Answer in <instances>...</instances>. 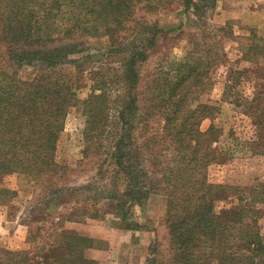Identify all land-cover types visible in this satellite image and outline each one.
Segmentation results:
<instances>
[{"label": "trees", "instance_id": "obj_1", "mask_svg": "<svg viewBox=\"0 0 264 264\" xmlns=\"http://www.w3.org/2000/svg\"><path fill=\"white\" fill-rule=\"evenodd\" d=\"M165 2L200 20L217 6V0H0V52L6 50L12 67L34 69L25 78L0 65V180L29 177L45 204L69 203L94 219L108 213L135 231L141 226L133 211L163 193L168 244L153 240L145 264H264V183L243 188L208 179L213 164L234 157L215 123L219 106L200 101L223 60L213 52L220 42L206 36L182 59L168 57L165 68L144 75L168 29L138 14H156ZM90 38L108 41L100 63ZM263 57L264 38L252 40L245 59ZM87 71L90 94L81 101ZM79 104L86 117L83 158L97 172L72 187L56 153L66 118ZM239 105L255 128L249 150L264 156V95ZM206 119L212 123L203 131ZM15 195L0 188V203ZM219 203L225 206L218 209ZM72 210L67 219L80 220ZM50 237L27 250L0 248V264H99L87 256L96 239L67 229Z\"/></svg>", "mask_w": 264, "mask_h": 264}, {"label": "rangeland", "instance_id": "obj_2", "mask_svg": "<svg viewBox=\"0 0 264 264\" xmlns=\"http://www.w3.org/2000/svg\"><path fill=\"white\" fill-rule=\"evenodd\" d=\"M138 15L150 21L157 20L161 27L168 29H164L167 34L162 35L157 45L159 48L142 68L144 75L156 67L165 68L168 57L182 59L193 48V43L205 42L206 36L215 37L220 42L213 52L221 56L223 54V60L212 69L209 81L206 82L208 87L200 101L219 106L220 113L215 123L224 131L222 146L233 152L234 157L221 165L213 164L208 169V179L213 184L243 188L264 183V156L252 154L249 150L248 144L255 134V128L239 105L257 96L259 92L264 95V57L251 61L245 59V51L251 41L264 38V0H217L216 8L202 20L182 10L181 5L170 2H165V7L156 14L148 15L142 11ZM173 28L176 29L174 32L171 30ZM88 41L96 62L100 63L108 50L107 39L90 38ZM0 65L9 70L12 67L5 49L0 52ZM12 68L19 69V75L25 78L34 71L31 67L18 68L15 65ZM87 72L84 74L85 85L78 92L81 101L90 94V79L93 75ZM211 123L210 119L204 120L201 129L207 130ZM85 127L86 117L79 104L70 110L66 118L56 153L58 163L66 167L68 172L65 183L72 187L88 184L97 172L95 163L83 158ZM0 188L16 192L12 199L0 203V248L3 249L22 251L36 245L44 246L51 242L50 236H53V240L54 234L62 229L88 236L84 229L92 230L94 225H98L103 236L111 239L116 238L113 236L116 233L131 229L128 227L130 225L108 213L94 219L81 214L84 210L74 206L71 208L69 203L60 206L57 201L51 200V203L45 204L42 188L35 186L29 177L23 175L5 176L0 180ZM86 193L81 192L80 197ZM224 206L225 203H219L217 208ZM89 207H92L91 204ZM260 208L263 209V215L259 225L264 237V206L260 205ZM71 209L73 217L80 220L67 219ZM166 214L167 198L163 193L153 194L142 208L135 209L133 217L141 226L138 231L142 236L129 238L130 243L125 244L126 254L138 256L145 264L149 247L145 249L141 244L143 241L150 246L153 240H159L166 247L169 239L164 223ZM79 228H83V231H79ZM104 247H107V242H104L102 249Z\"/></svg>", "mask_w": 264, "mask_h": 264}, {"label": "crops", "instance_id": "obj_3", "mask_svg": "<svg viewBox=\"0 0 264 264\" xmlns=\"http://www.w3.org/2000/svg\"><path fill=\"white\" fill-rule=\"evenodd\" d=\"M94 227L97 229H84L85 234L97 240V248L88 252L89 258L97 261L99 264H144V260L142 261V259L138 256H135L133 254L128 255L125 252L126 245L130 243L129 238H133L134 236H142L139 231H135L132 229L123 230L120 233H116V235H113L116 236L115 239H113V237L111 239L108 238V236H103L101 232L102 229H100L98 225H94ZM78 230L83 231V228H79ZM104 242H107V247H104L105 249H102ZM141 244L145 247V249L149 247V244L146 242L144 243V241ZM98 248H101V250Z\"/></svg>", "mask_w": 264, "mask_h": 264}]
</instances>
